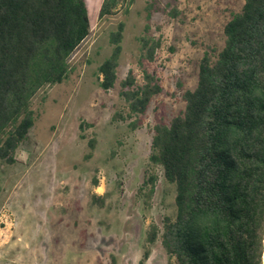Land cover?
Masks as SVG:
<instances>
[{"label":"rangeland","instance_id":"1","mask_svg":"<svg viewBox=\"0 0 264 264\" xmlns=\"http://www.w3.org/2000/svg\"><path fill=\"white\" fill-rule=\"evenodd\" d=\"M85 1L91 34L72 56L69 78L33 99L36 122L17 163L0 159V264H140L150 226L162 231L164 219L177 211L175 185L150 162L155 116L165 112L172 119L185 110L183 95L196 89L201 60L211 49L223 50L224 28L245 4L133 0L128 13L121 8L101 19L103 0ZM122 22L118 81L106 92L99 68L111 56L110 36ZM143 37L161 42L151 68L164 93L155 97L144 125L133 129L136 118L115 116L129 113L121 96L129 72L143 81ZM92 139L96 148L87 159ZM149 175L158 178L150 200L144 186ZM93 196L105 202L95 203ZM173 263L160 240L145 262Z\"/></svg>","mask_w":264,"mask_h":264},{"label":"trees","instance_id":"2","mask_svg":"<svg viewBox=\"0 0 264 264\" xmlns=\"http://www.w3.org/2000/svg\"><path fill=\"white\" fill-rule=\"evenodd\" d=\"M132 3L103 0L99 17L121 8L128 13ZM124 32L122 22L110 36L112 54L99 68L106 92L118 81ZM90 34L85 0H0L1 160L17 163L36 122L33 99L69 78L71 58ZM224 36L223 50L211 49L201 60L196 89L183 95L185 110L172 119L165 112L155 116L150 162L175 185L177 211L164 219L162 231L150 226L140 264L158 240L173 264H264V0H245ZM141 43L143 81L129 72L121 84L129 113L115 116L136 118L133 129L144 125L155 97L164 93L151 68L161 42L143 37ZM88 147L87 159L96 140ZM157 180L145 179L149 200ZM99 201L105 202L93 196Z\"/></svg>","mask_w":264,"mask_h":264},{"label":"bare ground","instance_id":"3","mask_svg":"<svg viewBox=\"0 0 264 264\" xmlns=\"http://www.w3.org/2000/svg\"><path fill=\"white\" fill-rule=\"evenodd\" d=\"M263 263H264V256H263Z\"/></svg>","mask_w":264,"mask_h":264}]
</instances>
